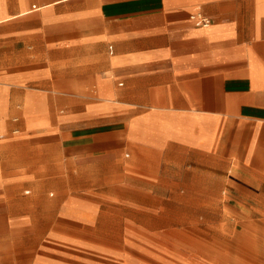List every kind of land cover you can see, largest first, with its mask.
<instances>
[{
  "label": "crops",
  "instance_id": "0c3cea01",
  "mask_svg": "<svg viewBox=\"0 0 264 264\" xmlns=\"http://www.w3.org/2000/svg\"><path fill=\"white\" fill-rule=\"evenodd\" d=\"M145 183L264 264V0H0V264H59Z\"/></svg>",
  "mask_w": 264,
  "mask_h": 264
},
{
  "label": "rangeland",
  "instance_id": "374dc122",
  "mask_svg": "<svg viewBox=\"0 0 264 264\" xmlns=\"http://www.w3.org/2000/svg\"><path fill=\"white\" fill-rule=\"evenodd\" d=\"M143 186L157 196L145 202L154 209L110 208L112 203L106 202L94 219L96 228L105 231L66 226L59 234L63 239L50 238L49 258L59 264H223L217 261L220 255L233 264L231 240H225L216 225H203L200 209H193V225L186 223L190 209L183 185L173 190L169 185ZM49 225H56V220L50 218Z\"/></svg>",
  "mask_w": 264,
  "mask_h": 264
},
{
  "label": "built area",
  "instance_id": "2783aa9c",
  "mask_svg": "<svg viewBox=\"0 0 264 264\" xmlns=\"http://www.w3.org/2000/svg\"><path fill=\"white\" fill-rule=\"evenodd\" d=\"M199 18L201 19V21L203 23H205V24H208L209 23V19L207 17L201 15V16H199Z\"/></svg>",
  "mask_w": 264,
  "mask_h": 264
}]
</instances>
